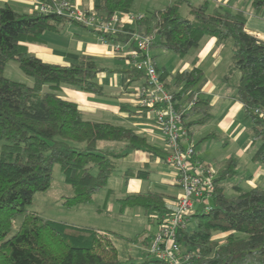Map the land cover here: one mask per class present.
<instances>
[{
	"label": "trees",
	"instance_id": "1",
	"mask_svg": "<svg viewBox=\"0 0 264 264\" xmlns=\"http://www.w3.org/2000/svg\"><path fill=\"white\" fill-rule=\"evenodd\" d=\"M41 1L47 0H37L38 5ZM134 2L101 0L94 11L110 19L116 13L133 12ZM38 5L30 13L18 12L8 4L0 6V264H157L150 247L169 214L161 193L150 191L120 200L122 210L143 208L157 225L156 233L148 235L151 241H145L149 253L142 261L120 259L113 242V238L137 242L140 236L127 238L111 231L45 219L29 211L35 194L51 187L56 166L73 188V195L64 201L73 207L92 202L106 188L121 161L134 150L156 154L170 165L168 153H159L146 137L122 125L87 120L78 105L62 95L65 88H74L101 96L104 88L98 74L115 71L89 56L65 66L44 62L31 54L28 43L41 40L46 32H60L67 23L103 35L63 15L42 13ZM184 5L190 8L189 16L181 14ZM251 6L255 15L264 18V0H251ZM246 22L247 14L242 10L211 9L207 1L194 5L190 0H169L164 9L146 13L134 25H125L126 34L118 32L108 37L126 43L135 31L154 34L151 51L163 48L180 57L197 49L205 36L215 37L218 42L232 40V63L226 79L240 72L237 97L244 105L245 119L250 121L253 143H260L254 159L264 164V40L247 32ZM12 60L19 63L32 82L5 77V68ZM156 68L174 97L176 109L183 112L190 136L191 126L211 120L208 102L194 92L203 71L194 68L171 77ZM123 72L129 76V86L140 85L146 79L145 73L133 66ZM194 99L193 107L183 111ZM236 166L237 160L231 158L216 175L209 210L197 203L201 206L195 207L187 227L178 231L182 251L193 253L191 264H264V190H244L238 184L234 186L236 195L228 197L226 184L235 175ZM20 216L23 219L18 222ZM192 221L195 228L189 229ZM219 234L226 236L222 240Z\"/></svg>",
	"mask_w": 264,
	"mask_h": 264
},
{
	"label": "crops",
	"instance_id": "2",
	"mask_svg": "<svg viewBox=\"0 0 264 264\" xmlns=\"http://www.w3.org/2000/svg\"><path fill=\"white\" fill-rule=\"evenodd\" d=\"M70 1L78 9L90 12L94 11L101 2V0ZM205 1L210 4L211 9L224 7L230 12L244 11L247 14V32L264 40V18L255 15L251 0H200L197 5ZM165 2L169 4V0ZM4 4L10 5L18 12L30 13L36 10L38 2L37 0H0V6ZM144 7L146 8L138 9L137 13L163 9L158 8L156 2L144 4ZM121 19L122 24L127 21L124 15ZM51 33L57 37H48L47 35ZM28 49L31 54L51 64L66 66L75 63L83 56H89L95 58L101 66L114 70L115 72L98 74L99 84L104 88V94L101 96L74 88H65L62 95L78 105L85 119L122 125L146 137L153 148L162 155L168 153V144L154 114L139 109L135 104V90L139 85L134 83L129 86V76L123 72L130 66L122 55L114 53L111 46L101 41V36L97 32H91L75 23H67L60 32H46L41 40L28 43ZM158 52L161 58L171 59L174 63L170 70L167 68V62L160 68L156 55L151 54L156 66L169 73L171 77L194 68H200L203 71L202 80L194 92L208 102L211 120L190 128L189 143L194 146L197 158L208 164L216 175L224 169L231 158H235L237 160L235 175L226 184V190H234V186L238 184L244 190L254 188L264 190V164L254 159L260 143H253L249 131L250 121L245 119L244 105L237 97L240 72L235 71L226 79L232 63L233 41L218 42L215 37L205 36L199 47L185 57L171 52L170 54L173 55L163 51ZM200 117V115L192 116L187 122ZM211 134L214 136L208 138ZM140 171L144 172L139 176L137 173ZM115 173L111 177L115 182L98 194L104 192L108 198L110 195L116 197L123 217H130L131 212H134L136 221L129 220L124 226H129V231L135 229L136 232L122 235L115 230L106 231L127 238L140 236L137 242L121 238H113V242L120 259L142 261L149 253L145 241L148 240V235L156 233L157 225L150 221L151 213L143 208L127 207L122 210L120 200L129 195L152 191L161 193L166 199V205L171 204L182 194L177 183L178 174L176 169L168 165L161 157L141 150H134L125 157ZM200 206L195 204L196 209ZM114 208L115 205L112 203L109 212L114 211ZM115 221L118 222V218H115ZM121 222L125 223L122 218ZM218 236L223 240L226 235Z\"/></svg>",
	"mask_w": 264,
	"mask_h": 264
},
{
	"label": "built area",
	"instance_id": "3",
	"mask_svg": "<svg viewBox=\"0 0 264 264\" xmlns=\"http://www.w3.org/2000/svg\"><path fill=\"white\" fill-rule=\"evenodd\" d=\"M38 9L42 13L63 15L71 21L101 31V41L105 45L111 46L114 53L122 55L128 65L145 73V81L135 90V104L154 114L168 144L167 161L178 172V183L182 190V194L167 205L169 214L154 236L150 252L157 264H191L193 253L182 251L177 234L187 227L196 203H203L209 210V201L216 190V174L208 164L197 158L194 146L189 143L183 112L176 109L173 95L160 79L151 56L155 35H143L135 31L126 43L115 42L108 37L118 32L126 34L123 27L144 19L146 13H116L110 19H105L95 11L78 9L70 0L41 1ZM122 15L127 19L124 24ZM194 103L195 99L183 111L190 110Z\"/></svg>",
	"mask_w": 264,
	"mask_h": 264
},
{
	"label": "rangeland",
	"instance_id": "4",
	"mask_svg": "<svg viewBox=\"0 0 264 264\" xmlns=\"http://www.w3.org/2000/svg\"><path fill=\"white\" fill-rule=\"evenodd\" d=\"M192 4H199L200 0H190ZM143 2V3H142ZM151 2H156L158 8H165L167 2L165 0H135L132 11L137 13L138 9H145L144 4ZM152 10V9H150ZM181 14L183 16L190 15V8L188 5H184L181 8ZM66 31V30H64ZM65 33V32H64ZM48 37H57L54 34H48ZM158 51H163V53H168L165 50L160 48H155L152 50L151 54L156 55V60L160 68L164 67L167 62V68L170 70V67L174 66V63L171 62V59L161 58V54ZM5 77L20 81V82H32L31 78L27 77L19 68V63L16 60L10 61L4 71ZM216 168V167H215ZM116 174V173H115ZM116 177V176H114ZM111 179V178H110ZM114 178H112L107 186L114 183ZM106 186V187H107ZM106 189V188H104ZM103 189V190H104ZM102 190V191H103ZM73 195V188L65 182L64 176L60 171V168L56 166L54 168V178L51 187L44 192H38L34 196L32 205L29 207L30 212H35L45 219H52L56 221H64L70 224H76L84 227L99 228L103 230H115L119 234H132L136 230L131 229L129 231V226L126 225V222L129 220L135 222L136 218L134 217V212H131L130 217H123V213L119 211V202L116 200V197L110 195L106 197L104 192L102 194H96L92 202L88 204H78L73 207H68L64 204L65 198ZM226 195L232 197L236 195L234 190L228 189ZM113 203L115 205L114 211H110V206ZM125 215V214H124ZM115 218H118V222L115 221ZM121 218L125 221L122 224ZM130 218V219H129ZM145 218V216H144ZM23 219L22 216L18 217V222ZM124 228V229H123ZM127 228V229H126ZM129 228V229H128ZM195 228V222L190 223L189 229Z\"/></svg>",
	"mask_w": 264,
	"mask_h": 264
}]
</instances>
